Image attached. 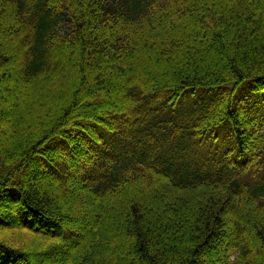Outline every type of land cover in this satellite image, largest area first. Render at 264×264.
<instances>
[{"label":"trees","instance_id":"1","mask_svg":"<svg viewBox=\"0 0 264 264\" xmlns=\"http://www.w3.org/2000/svg\"><path fill=\"white\" fill-rule=\"evenodd\" d=\"M80 2L0 0V264H263L264 0Z\"/></svg>","mask_w":264,"mask_h":264},{"label":"rangeland","instance_id":"2","mask_svg":"<svg viewBox=\"0 0 264 264\" xmlns=\"http://www.w3.org/2000/svg\"><path fill=\"white\" fill-rule=\"evenodd\" d=\"M77 3L79 4V9L82 11V13L84 14V16H86V5H85V2H80V0H76ZM86 20H85V24H84V27L86 29V31H88L89 33L91 31H99L100 30V25L97 21H95L94 19H89L88 17H84ZM229 53H231V50H230V47L227 46V48H221L218 50V52L216 53V55H218V63L219 64H223L224 63V60L225 58L227 57L226 55H228ZM154 63L153 66L150 65L149 67L150 68H154L153 70V73L156 72L157 74L159 73H167V72H173L172 70H174L175 68H178L180 67V65H178L177 62H172L171 64H165V66H161L159 61L158 60H154ZM209 63V62H208ZM132 67V65H130ZM145 70L149 71L147 68H144ZM154 73V74H156ZM85 75H86V79L84 81V85L83 86H88L90 84V75L89 73L86 71L85 72ZM15 77V71H14V68H13V65H10L5 73L3 74L2 76V80L4 83L3 86L6 87L9 85V81L12 80V78ZM132 77V74H129L126 76V79ZM82 86V92L84 91V88ZM113 93H111L109 96L105 95L106 97H117V100H119V96L116 95V91L120 90L121 88V83L119 84H115L114 87H113ZM81 92V93H82ZM35 94V93H34ZM83 95L82 96H86V94L83 92L82 93ZM119 94V93H118ZM4 99V108L8 107V103H6V96L2 97ZM103 98L100 99L101 103H104L103 102ZM92 101V100H91ZM105 101V100H104ZM3 102V100H2ZM34 181H36L35 183L37 184V186L41 185L42 183L43 184H46L44 183L45 181H39L38 179H33ZM38 181V182H37ZM58 206H56L57 208L56 209H59L61 213H66V214H70L73 210L79 212V213H84L85 210H88L90 208V203H89V200H87L86 198L82 197L81 201H76L75 199H72L71 195H63L61 197V200L58 201ZM228 217V216H227ZM88 226V225H86ZM104 226V225H102ZM102 227L97 223V230L100 231ZM117 231L121 232V229H120V225L117 226ZM103 231V229H101ZM106 231L103 232V236L105 235ZM118 236V235H117ZM103 238V237H102ZM117 239V238H116ZM217 240V239H216ZM214 238L212 239V244L214 245L215 244V248L212 250H207L205 249V251L203 252L202 254V257L205 259V261H207V264H220V260H221V252H220V249H222V243H224V241H222L221 243L217 244L218 241H216ZM102 243L104 244V240L102 239ZM62 256H65V255H62ZM41 259V263L40 264H61V262L54 256H40L39 257ZM63 258V257H62ZM75 258H72L70 262H74ZM263 264H264V255H262V261H261ZM65 264V263H64ZM67 264H70V263H67ZM205 264V263H204Z\"/></svg>","mask_w":264,"mask_h":264},{"label":"bare ground","instance_id":"3","mask_svg":"<svg viewBox=\"0 0 264 264\" xmlns=\"http://www.w3.org/2000/svg\"><path fill=\"white\" fill-rule=\"evenodd\" d=\"M61 263H62V261H61Z\"/></svg>","mask_w":264,"mask_h":264}]
</instances>
